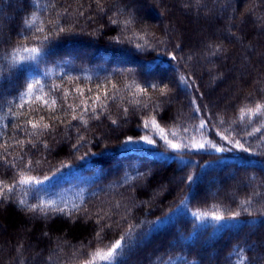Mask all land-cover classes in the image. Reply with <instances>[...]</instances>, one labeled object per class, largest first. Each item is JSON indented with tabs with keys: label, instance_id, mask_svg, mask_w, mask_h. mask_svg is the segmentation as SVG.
Listing matches in <instances>:
<instances>
[{
	"label": "trees",
	"instance_id": "trees-1",
	"mask_svg": "<svg viewBox=\"0 0 264 264\" xmlns=\"http://www.w3.org/2000/svg\"><path fill=\"white\" fill-rule=\"evenodd\" d=\"M257 104L264 0H0V264H264Z\"/></svg>",
	"mask_w": 264,
	"mask_h": 264
},
{
	"label": "snow or ice",
	"instance_id": "snow-or-ice-1",
	"mask_svg": "<svg viewBox=\"0 0 264 264\" xmlns=\"http://www.w3.org/2000/svg\"><path fill=\"white\" fill-rule=\"evenodd\" d=\"M196 3L199 5L201 3V0H196ZM248 11L251 12L252 10L249 9ZM112 22L116 23L117 21L114 20ZM25 23L28 25V30H30L31 27H32L31 22L25 21ZM36 31L37 32H43V29L39 28V29H36ZM60 31H64V29H60ZM44 39L47 40L48 38L44 37ZM177 47H179V45H177ZM25 50L29 51L30 53H39L41 51L39 48H31V49H25ZM216 50L220 51V46L219 45L216 46ZM31 59L34 60V59H36V57L33 56V57H31ZM173 59H175V57H173ZM181 82L182 83L185 82V78L184 77H181ZM36 87H38V82H36L35 84H32V83L27 84V93H33L35 91ZM151 87H156V86L155 85H151ZM140 91L143 92L144 90L141 89ZM161 91L163 92V90H161ZM45 103H46V101H45ZM193 103H195V101H193ZM21 106H23V105H21ZM196 110L199 111L198 108ZM242 114H243V111H242ZM247 114L252 115V116H257V117L261 116V115H264V105L257 104L255 109H248V113ZM28 123H30L34 129L40 127L39 122H33V121L29 120ZM152 124H153L154 127H157V128L159 127L158 125H156L154 120L152 121ZM204 126H205V124L201 123L200 127L203 128ZM48 127H49V125H47V124L43 125V128H45V129L48 128ZM145 127H148V125L145 124ZM160 131H161V133L163 132L162 129ZM256 133H261V135H264V130H262L261 128H256V129H254L253 132L248 133V135L249 136H254ZM140 139L145 141V142H147L148 144L155 143V141H153L152 139H150L147 136L141 137ZM134 143L135 142L133 141V138L132 137H128L126 141L122 142L123 150H128L127 146L128 145H134ZM229 143H232V142L229 141ZM169 145H170V147L172 149L179 150L181 148V145H179V144H175V143L169 142ZM193 146L194 147H198V148H203L204 147L203 144L193 145ZM73 147H76V146L73 145ZM213 147L215 148V145H213ZM233 148L240 149L243 152H249L250 151L249 148H246L244 146V144L240 143L239 141H237L235 144H233ZM215 150L218 151V152L226 151V149L223 148V147L216 148ZM30 163L31 162H29V166H30ZM45 179H48V178L45 177ZM187 179L189 181H191L192 177L189 176V177H187ZM32 183L39 184L41 182L40 181H36L35 178H33V177H22L19 180V184L20 185H30ZM14 187H15L14 185L13 186H7V185H3L2 183H0V199H2L4 197L5 192H13ZM19 203L21 205H24L25 201L24 200H20ZM52 203L53 202H49V205L52 204ZM244 203H249V201H245ZM30 208H31L32 211H41V212H45V213L47 211V207L43 206V205H31ZM52 210L56 211L57 209H52ZM58 211L64 212V209L61 208V209H58ZM204 215H206V214H201L197 218L202 220L204 218ZM238 216H239V213H233L232 217H230V218H226V217H224L222 215L213 214L212 219L216 220V221H225L226 219H233L234 220ZM164 222L165 221H159V223H161V224L164 223ZM220 226L223 227V226H226V225L221 224ZM127 238L129 240V242L131 243L132 242V234L130 232L128 233ZM124 240H125V237H121L120 240H117L115 243H113L108 248V250L106 252H103V254H101V250H98L93 255L92 259L85 261V264H95V260L97 258L99 260H102V261H115L117 259V256L120 254V250L124 247V244H123Z\"/></svg>",
	"mask_w": 264,
	"mask_h": 264
},
{
	"label": "rangeland",
	"instance_id": "rangeland-1",
	"mask_svg": "<svg viewBox=\"0 0 264 264\" xmlns=\"http://www.w3.org/2000/svg\"><path fill=\"white\" fill-rule=\"evenodd\" d=\"M7 16H11V15H7ZM211 190H212V192H213L214 189H211Z\"/></svg>",
	"mask_w": 264,
	"mask_h": 264
}]
</instances>
